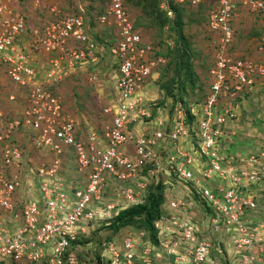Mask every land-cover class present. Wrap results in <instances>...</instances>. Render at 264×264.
I'll list each match as a JSON object with an SVG mask.
<instances>
[{"label": "built area", "instance_id": "2783aa9c", "mask_svg": "<svg viewBox=\"0 0 264 264\" xmlns=\"http://www.w3.org/2000/svg\"><path fill=\"white\" fill-rule=\"evenodd\" d=\"M17 1L0 0V62L19 92L25 90L17 100L19 115L0 123V258L20 264H84L77 258L79 244L72 241L88 233L90 221L110 215L116 203H104L107 190L117 187L125 204L135 202L148 179L163 171V182L171 189L170 213L160 217L158 228L168 246L180 247V260H209L213 244L197 239L198 228L187 217L201 198L211 209L200 219L205 227L226 235L227 248L234 252L248 247L241 264H264V224L249 218L258 202L264 203V149H234L235 125L244 108L239 98L245 90L264 87V36L258 47L262 57L232 54L236 17L247 7L260 10L264 18V0L211 3L206 28L216 34L213 58L203 97L189 103L190 121L177 102L171 112L152 113L154 101H147L143 88L164 60L141 40L123 0H109L98 22L115 25L116 43L108 49L119 62L115 96L103 107L108 123L100 128L80 126L50 88L103 51L92 40L89 24L81 15H67L28 32L24 17L14 10ZM164 3L160 7L171 16ZM55 8L50 10L57 13ZM16 132L30 142L26 147L40 153L42 163L34 166ZM63 165L77 173L75 180L66 176ZM21 188L32 193L21 197ZM136 242L130 232L121 245L109 241L104 249L110 264H153L148 253L145 261L131 260Z\"/></svg>", "mask_w": 264, "mask_h": 264}, {"label": "rangeland", "instance_id": "374dc122", "mask_svg": "<svg viewBox=\"0 0 264 264\" xmlns=\"http://www.w3.org/2000/svg\"><path fill=\"white\" fill-rule=\"evenodd\" d=\"M85 1L18 0L17 2H15L16 8L14 10L20 12L26 17L27 24H29L27 26L28 32H30L32 29H38L39 31H41L44 27L43 25H47L49 22L56 21L62 14L65 15L80 13L81 10L84 9V6H88L87 2ZM166 1L168 0H160L159 5L164 2V4H166ZM174 1L177 3H185V0H173V2ZM213 2L214 0H198L197 2H192L194 4L188 6L190 8H188L184 13L185 25L183 27V33L190 40L191 46L194 47V51L191 52L192 64L194 66L197 78L201 82V87L197 88L196 90L187 89L186 94L183 96V99L175 101L177 102L176 104H180L181 106H183L184 103L189 104L190 101H195L196 98L203 97L202 92L205 87L207 70L213 58L212 53L215 46L216 35L212 34L205 28V15L209 6H212L211 3ZM142 4L146 5V1H144V3ZM100 6L103 5L97 6V4H91V6H89L91 9H93L92 14L94 15V17L97 15L96 11H98V7ZM51 7H56V14H54L53 12L50 13ZM126 8L128 15L132 19L134 26L137 28L140 34L141 40L143 42H149L153 46H157L159 48L161 53L159 56L164 61L157 62L156 69L159 70L161 74L162 67L171 57H168L166 52H168L169 46L172 47L174 45V38L176 35L173 31V28L170 29V25H168L167 27L165 26L164 31L162 30L161 32L156 26H151L147 22L148 19H145V17H143V15H146L147 12L141 5L137 6L131 3H127ZM189 9L190 11H193L192 14H190ZM241 13L236 17L237 19L235 20L237 24L235 26L234 41L232 44V54L235 56H244L251 60L256 59L257 57L260 58L262 57V54H260L261 51L258 47L261 40L260 38H257L258 36H248L247 32L252 31L253 28L254 31H256L257 29L255 27H258V29L262 31L263 28L260 27H264V19L260 18L252 12L247 11V7H243ZM172 15L173 14L171 13L170 17H172ZM148 18H151V16L148 15ZM105 26L107 27V29H104L103 27L97 28V25L95 27H92L91 33L93 30L94 33L96 32L98 43H101V41H103V38L109 43H111L113 39L117 38L115 26L113 24ZM158 39L160 40V42L156 41ZM152 41L154 44L152 43ZM98 46L100 47L101 45ZM103 49L107 50V46L104 45ZM107 62L108 67L104 65L105 62L101 63L100 76L97 77L98 80L89 79V73L94 69V66H92L91 63H87L83 67H80L79 70H76L77 74H73L71 77H69L66 80V83L61 86V88H58V85H54L55 88L57 90L60 89V92H62V94L64 95V104L67 108L66 111L74 116V118L77 119L78 122L84 123L85 128L89 126H96L100 128L107 121V117L103 115V107H105L108 101L113 98V78L115 72V66L113 65L112 60H108ZM171 73L172 70L170 71V74ZM157 74L158 73H154L152 77H156ZM160 74L157 75V80L156 78H149L150 83L146 84V86L143 88V95L146 96L148 102H159L158 105H161L159 111L164 112L169 111L170 105L174 101L172 96H165L164 92L160 91V82L163 81V79L159 80ZM13 86L16 85L12 82L8 83L4 77H0V104L4 106V98L6 97V94H13V99L8 98V103L4 107L6 109H8L9 107V110L15 106L17 99L20 97V92ZM15 91L17 92V95H15ZM177 95L178 94H176L175 96ZM144 100L145 97L143 96V101ZM154 102L150 103L153 104ZM8 113H11V116L13 115L12 112ZM241 113L242 114L240 118H242V120H239V123L235 125V141L237 142L236 148L238 151H240V153H249L250 151L258 150L264 145V87L256 90L255 92H252L251 95L246 98V100L244 101V108L242 107ZM5 114L6 112L4 113V115ZM0 117H2V114H0ZM1 128H3V126H1L0 129ZM16 139H18V141L22 143L23 148H25L28 143H30L25 140L24 135H22V137L16 136ZM26 149L28 150L29 157L33 159V162L37 163L34 166L42 163L39 161L40 153H38L33 147L28 146L26 147ZM63 166L67 169H72L71 166ZM69 174L74 173L69 172ZM108 186L112 187L113 185L109 183ZM26 188H21L19 190L21 197H25L29 193H32ZM115 189L107 190L105 198H102L104 203H112L113 200H118L121 197V190L117 187ZM258 204L259 205L257 207V210L254 211V213L252 212L249 218L250 220H253L254 223L264 224V203L259 201ZM195 208L196 211L193 210L192 212L189 211L187 213V217L190 220L192 219V217L199 216L202 213L201 207ZM104 215L106 214H104L102 209L100 216ZM100 219L102 218H98V220H92L90 228L87 229L89 233L92 231L93 232L90 235L91 240L88 243L82 245L83 250L81 253V259L85 263L89 259L92 260L97 252H100V254L102 253L103 258L107 260V251L102 248V244H104L105 241L108 240L107 237L111 238L113 236L117 240L119 238H124L126 235L125 233H127L125 231L127 229L125 228L121 229L118 233L116 232L117 234L112 233L111 229L107 228V224H105V222L101 221ZM160 224L161 223L157 222L156 227H158V225ZM201 230L202 229L198 228L196 231L198 237L201 236ZM128 232H133L137 241V244L133 249L134 253L132 254L131 258L133 262H137L140 258L145 261L146 259H148L146 255V253H148V256L151 258L153 264H190L189 261L180 260L178 256L180 253V247L176 246L175 244H171L170 246H168V244L164 240V236L160 232H158L157 235V245L151 244L149 242L150 240L148 238V234L143 231L131 228V231ZM203 232H205L203 233V235L206 234L213 239V244L218 249V252L210 254L209 260L204 264L242 263V257L244 255H247V253L245 252H247L248 247L245 248V251L241 250V248H238L234 252L232 249H228L227 246L219 245L217 241V235L213 234L217 232L211 230L210 228H207V230H203ZM118 241L119 240H117V242ZM177 245L183 247L181 243ZM148 262L150 263V260Z\"/></svg>", "mask_w": 264, "mask_h": 264}, {"label": "trees", "instance_id": "16d2710c", "mask_svg": "<svg viewBox=\"0 0 264 264\" xmlns=\"http://www.w3.org/2000/svg\"><path fill=\"white\" fill-rule=\"evenodd\" d=\"M144 1H146V5L142 4V3H144ZM159 1L160 0H123V3L125 6V9H127L126 8L127 3H131V4L137 5V6H140V5L143 6L147 12L146 15H143V17H145V19H148L147 22L151 26H156L159 29V31H161V32H162V30L164 31L165 26L167 27L168 25H170L169 26L170 29L173 28V31L176 35L174 38V45L172 47L169 46L170 48L168 47V52H166L167 56L168 57L171 56V57L167 61V63L162 67L161 74L158 70V75L160 74L159 80L163 79V81L160 82V87H159L160 91H163L165 96H172L173 101H174L170 105L169 112H171L172 106L176 103L175 101H177L179 99L180 100L183 99V96L186 94L187 89L196 90L197 88H200L201 82H200V80H198L196 72L194 70V66L192 64L191 52L194 51V47L191 46L190 40L183 33V27L185 25L184 24V13H185V11H187L188 8H190L188 6L192 5L190 3V0H185L184 1L185 3H177L175 1L173 2V0L166 1L167 8L170 9L171 13L173 14L172 17L168 16L166 10H164L160 7ZM85 2H87V4H88V6L87 5L84 6L85 10L82 9L80 13L65 14V15L62 14L61 16H59V18L65 17L67 15H81L86 20V22L89 24L90 36L96 44L103 45V46L105 45L107 47L115 45L116 39H113V41L111 43H109L103 38V41H101V43H98L97 42L98 37L96 36L97 35L96 32L94 33V30H93L91 33L92 27H95L96 25L98 26L97 28L103 27L104 29H107V27L104 24H100L98 22V17L100 15L106 13V9L108 7L109 0H86ZM104 3H105V5H104ZM91 4L92 5L97 4V6L103 5V6L98 7V11H96L97 15L95 17L92 14L93 9H91L89 7V6H91ZM189 11H190V9H189ZM51 12H53V11L50 10V13ZM192 13H193V11L191 10L190 14H192ZM252 13H254L257 16H259L260 18L264 19L262 17V13L260 10L252 12ZM54 14H56V13H54ZM21 15L24 17V22H25L26 31H27V26L29 24H27L26 17L23 14H21ZM148 15H150L151 18H148ZM189 20H192V19H189ZM92 22H95V23H92ZM136 23H138V22H136ZM236 24H237V22L235 21L234 22V34H235ZM45 25H43V26H45ZM205 28H206V15H205ZM255 28L258 31L257 30L254 31V28H253L252 31L247 32V35L248 36H254V37L258 36L257 38L261 39L264 36V27H262V26L260 27V28H263L262 31H260L258 29V27H255ZM26 37H29V35L27 34ZM100 40H101V38H100ZM156 41L160 42L159 39ZM152 43H153V41H152ZM151 46H152V49L155 51L156 55L161 54L160 50L157 46H153L152 44H151ZM42 59H43V57L41 58V60ZM108 60H112L113 65L115 66L114 68L116 70L119 60H118L116 55L111 54L108 50H104L103 52L97 53V60L96 61L87 62L88 64L91 63L92 66H94V69L92 71H90V73H89L90 77H93V76L96 78L99 77L100 76L101 63L105 62L104 65H106L108 67V64H107ZM87 63H84L83 65L74 66L72 68V70L68 71V74H66L60 82H58L57 84H54V85H58V88H61V86L64 83H66V80L69 77H71L73 74H77L76 70H79L80 67H83ZM172 66H174V67H172ZM171 70H172V73L170 74ZM0 77H4L8 83L12 82L5 75V66L2 62H0ZM97 80H98V78H97ZM54 85L50 87L51 90L53 92H58L62 97V102L64 103V100H65L64 95L62 94V92H60V89L57 90ZM13 87L19 91L17 86H13ZM256 90H258V89H254L253 91L245 90L243 92L242 97H240L239 100H241L244 103L246 98L249 95H251L252 92H255ZM14 93L16 94L17 92L15 91ZM20 93H25V90H23L21 88ZM176 94H178V95L175 96ZM8 95L9 94L5 95L6 97L4 98V100H5L4 106L2 104H0V111L3 112V115L6 112V114L0 120V123H4L5 120L10 119L15 114V112H17L19 110V108L16 107L18 102H16L15 106L10 110H9V107H8V109L4 108L5 105H7V103H8V101H7ZM199 99H200V97L196 98L195 102L199 101ZM190 102H192V101H190ZM158 103L159 102L153 103L154 104V106L152 107V113L153 114L156 113L157 111H159V109H160L161 105H158ZM183 108L186 110V113H187V121H190V118L192 116L190 114L189 104L184 103ZM8 112H12L13 115L11 116L10 115L11 113H8ZM241 120H242V118H241ZM79 124H80V126L85 128L84 123L79 122ZM236 143L237 142L235 141V145H236ZM234 149L236 151H238L235 146H234ZM261 149H264V145L262 147H260L258 150H261ZM258 150L250 151V152L255 153ZM148 168H149V166L147 168H145L146 170L144 169L145 172L148 171ZM69 172L70 173L73 172L74 174H69ZM145 172L144 171L141 172V174L143 175V179H147L149 176ZM66 173H67V177L74 178V180H75V178L77 176V173L75 171H73L72 169H67ZM160 173L167 175L163 171H160ZM163 174H160L159 175L160 177H158V178L154 177V179H148V185L146 187V190L143 191L141 197L138 200H136L135 202H130V203L125 204L121 198H119L118 200H113L112 202L116 203V206H114V208L111 210V213H110L111 215L105 216L104 218H102L100 220L104 221L105 224H107L106 225L107 228L111 229L112 233H114V234L116 232L118 233L123 228L127 229V230H125L127 233H128V231H131V228L135 229V230H140V231H143V232L148 234V238L150 240L149 242L151 244L157 245V242H158L157 235L159 232V228L156 227L157 226L156 224L159 221L160 217H162V216L167 217L170 213V211L168 209V201L167 200H168V196H169L168 192H170L171 189L169 191L170 187L167 186L163 182L164 179H167V177H161V176H163ZM171 176H173L172 180L174 182L177 181L178 184H181L180 179H178L175 174L171 173L169 177H171ZM111 182L112 181H110V183ZM105 196H106V194H105ZM197 205L199 207H201V210H202V213L199 216H195L192 218V222L196 225V227L202 229L201 230V236L198 237V234H196L197 239L198 240L203 239V240L209 241L213 244L214 242H213L212 238H210L206 234L203 235V233H205V232H203V230H207V228L205 227V225L200 220L201 217L203 215H205L206 213L210 212L211 209L205 205V202L201 198H199V199L197 198ZM91 223H92V221H90L88 223L89 228L91 226ZM92 232H90V233L88 232L87 234H80L75 241H72V245L79 244V246H80L78 248V250L76 251L77 252V258L80 259V260L79 259L78 260L80 262H83L84 264H110L109 258L107 260L104 259L102 253L100 254V252H97L95 254V257L92 260L89 259L86 263L81 259V257H82L81 253L83 250L82 245L88 243L91 240L90 235L92 234ZM127 233H125V234H127ZM130 233L133 234V232H130ZM220 234L221 233L215 234V235H217V241H218L219 245L227 246V243L225 242V239L227 236L224 234H221V235ZM107 238H108V240H106L105 243L103 242L104 244H102V248H105L106 244L109 241L117 242V240H119L116 244L121 245L122 240H123V238H119L116 240L113 236L111 238L110 237H107ZM98 242H100V241H98ZM216 252H218V249L213 244L211 247V250H210V254H213ZM0 264H20V263H18V261L13 260L12 258H7V259L0 258ZM29 264H36V263H29Z\"/></svg>", "mask_w": 264, "mask_h": 264}, {"label": "clouds", "instance_id": "9594fccd", "mask_svg": "<svg viewBox=\"0 0 264 264\" xmlns=\"http://www.w3.org/2000/svg\"><path fill=\"white\" fill-rule=\"evenodd\" d=\"M15 8H16V7H15ZM15 8H14V9H15ZM18 13H20V12H18ZM97 45H99V44H97ZM101 47H102V50L104 51L105 49H103V45H101ZM108 48H109V47H107V50L109 51ZM103 51H102V52H103ZM109 52H110V51H109ZM110 53H111V52H110ZM111 54H112V53H111ZM212 55H213V53H212ZM210 65H211V62H210ZM209 67H210V66H209ZM208 70H209V68H208ZM208 70H207L206 77L208 76ZM157 72H158V70H157ZM157 72H156V73H157ZM114 73H115V72H114ZM157 75H158V74H157ZM157 75H156V77H154V78H156V80H157V77H158ZM206 79H207V78H206ZM155 83H156V82H155ZM112 95H113V97L115 96V88H114V84H113V94H112ZM16 102H17V101H16ZM16 107H18V103H17V106H16ZM65 107H66V106H65ZM18 115H19V114H18L17 112H15V114H14L12 117H15V116H18ZM103 115L107 117V115H106L104 112H103ZM107 120H108V117H107ZM106 123H108V121H106Z\"/></svg>", "mask_w": 264, "mask_h": 264}, {"label": "crops", "instance_id": "0c3cea01", "mask_svg": "<svg viewBox=\"0 0 264 264\" xmlns=\"http://www.w3.org/2000/svg\"><path fill=\"white\" fill-rule=\"evenodd\" d=\"M94 77V76H93ZM93 77H90L89 79L90 80H96L97 78L95 77V78H93ZM67 109V108H66ZM165 112V111H164ZM167 112V111H166ZM16 136H18V137H22V134H19V132H16L15 134H14V137H16ZM236 147V146H235Z\"/></svg>", "mask_w": 264, "mask_h": 264}, {"label": "bare ground", "instance_id": "6f19581e", "mask_svg": "<svg viewBox=\"0 0 264 264\" xmlns=\"http://www.w3.org/2000/svg\"><path fill=\"white\" fill-rule=\"evenodd\" d=\"M117 70V69H116Z\"/></svg>", "mask_w": 264, "mask_h": 264}]
</instances>
